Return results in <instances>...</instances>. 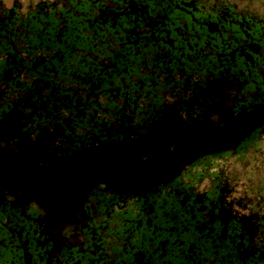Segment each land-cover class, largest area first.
I'll list each match as a JSON object with an SVG mask.
<instances>
[{
	"label": "flooded vegetation",
	"instance_id": "obj_1",
	"mask_svg": "<svg viewBox=\"0 0 264 264\" xmlns=\"http://www.w3.org/2000/svg\"><path fill=\"white\" fill-rule=\"evenodd\" d=\"M24 8L0 0V264H264V120L215 148L264 112V0Z\"/></svg>",
	"mask_w": 264,
	"mask_h": 264
},
{
	"label": "rangeland",
	"instance_id": "obj_2",
	"mask_svg": "<svg viewBox=\"0 0 264 264\" xmlns=\"http://www.w3.org/2000/svg\"><path fill=\"white\" fill-rule=\"evenodd\" d=\"M260 116V117H259ZM264 120V112L260 115L253 116L252 119L247 121H241L238 126H236L235 129L231 131V134L228 138L223 139L222 141H217V139L220 136L215 135V148H222L231 145L232 141L239 136L240 134H243L246 132L248 128H250L252 125L257 123L258 121ZM194 131L193 133H195ZM181 142H179L180 144ZM182 147H177L176 150L180 151Z\"/></svg>",
	"mask_w": 264,
	"mask_h": 264
},
{
	"label": "clouds",
	"instance_id": "obj_3",
	"mask_svg": "<svg viewBox=\"0 0 264 264\" xmlns=\"http://www.w3.org/2000/svg\"><path fill=\"white\" fill-rule=\"evenodd\" d=\"M21 2L25 5L24 11H27V4L28 0H21ZM14 0H4V4L8 7L11 8L13 6Z\"/></svg>",
	"mask_w": 264,
	"mask_h": 264
},
{
	"label": "bare ground",
	"instance_id": "obj_4",
	"mask_svg": "<svg viewBox=\"0 0 264 264\" xmlns=\"http://www.w3.org/2000/svg\"><path fill=\"white\" fill-rule=\"evenodd\" d=\"M260 117V116H259Z\"/></svg>",
	"mask_w": 264,
	"mask_h": 264
}]
</instances>
